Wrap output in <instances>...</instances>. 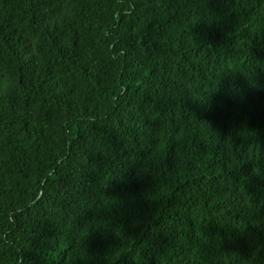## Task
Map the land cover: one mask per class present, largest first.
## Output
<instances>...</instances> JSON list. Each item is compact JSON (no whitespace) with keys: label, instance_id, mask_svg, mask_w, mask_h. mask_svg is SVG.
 I'll return each mask as SVG.
<instances>
[{"label":"trees","instance_id":"obj_1","mask_svg":"<svg viewBox=\"0 0 264 264\" xmlns=\"http://www.w3.org/2000/svg\"><path fill=\"white\" fill-rule=\"evenodd\" d=\"M0 264H264V0H0Z\"/></svg>","mask_w":264,"mask_h":264}]
</instances>
